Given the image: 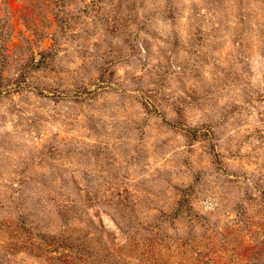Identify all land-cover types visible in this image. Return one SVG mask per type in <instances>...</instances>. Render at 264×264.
Segmentation results:
<instances>
[{
  "label": "rangeland",
  "instance_id": "1",
  "mask_svg": "<svg viewBox=\"0 0 264 264\" xmlns=\"http://www.w3.org/2000/svg\"><path fill=\"white\" fill-rule=\"evenodd\" d=\"M149 239L264 251V0H0V264Z\"/></svg>",
  "mask_w": 264,
  "mask_h": 264
},
{
  "label": "trees",
  "instance_id": "2",
  "mask_svg": "<svg viewBox=\"0 0 264 264\" xmlns=\"http://www.w3.org/2000/svg\"><path fill=\"white\" fill-rule=\"evenodd\" d=\"M130 251L132 255L136 253L140 259L139 264H228V262L221 260L223 256L220 250L221 247H214L211 252H205L203 250H197L195 245L190 244L187 240L180 241L176 249L178 251L174 255L169 252H165L166 257L163 256L164 248L169 250L171 246L164 243L163 239L154 241L149 239L147 242H142L140 246L139 241L130 243ZM179 254V257H177ZM246 259L245 264H263L264 263V251L257 244L250 245L246 248L244 253Z\"/></svg>",
  "mask_w": 264,
  "mask_h": 264
}]
</instances>
